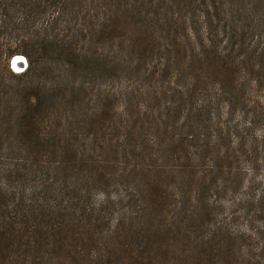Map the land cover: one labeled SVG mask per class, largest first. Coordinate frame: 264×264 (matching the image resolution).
Masks as SVG:
<instances>
[{
    "label": "trees",
    "instance_id": "16d2710c",
    "mask_svg": "<svg viewBox=\"0 0 264 264\" xmlns=\"http://www.w3.org/2000/svg\"><path fill=\"white\" fill-rule=\"evenodd\" d=\"M4 150L0 264H264V0H0Z\"/></svg>",
    "mask_w": 264,
    "mask_h": 264
},
{
    "label": "rangeland",
    "instance_id": "374dc122",
    "mask_svg": "<svg viewBox=\"0 0 264 264\" xmlns=\"http://www.w3.org/2000/svg\"><path fill=\"white\" fill-rule=\"evenodd\" d=\"M19 55H21V54H19ZM22 56H24V55H22ZM13 58H14V56L12 58H10V67H11V69L14 70L15 72H21V71L25 70V68L27 67L26 61L25 62H21V64H19V67L15 68V67H13V64L11 62V61H13L12 60ZM13 79H16V78H13ZM13 79H11V82L14 85H18L19 83L16 81L17 79L16 80H13ZM77 119H79V120L83 119V115H81V114L78 115ZM77 144H79V143H77ZM0 153L2 154L0 156V161L10 162V161H14L16 159L15 156H13V160H12V157H11V155H9L10 152L8 150H4V151H2ZM49 159L52 162L51 157H49ZM133 159H134V161L130 160L129 156L128 157H124L121 154L115 155L114 153H111L109 156H107V157H105L103 159V164L105 165V170L107 172H113L115 167L117 168L116 169L117 171H121V170H123L126 167L127 170L125 172V174H126L125 177L129 180L130 172L132 174L134 172V171H130L131 164H134V166L139 168V169L140 168L141 169H145L146 168L144 166H141V164L139 163L138 160L136 161L135 158H133ZM166 165H167V169H169L171 167L170 164H168V163H166ZM162 179H163V182L169 187H176L178 189L185 190L184 188L180 187L181 185H179L177 183V178L172 176V174H170V173L164 174ZM123 184H124V187H128V188H129V186L133 187V185H132L133 183H130V181H129V183L123 181ZM184 185H186V184H184ZM224 200H225L224 203L222 202L223 208L220 209V210H216V214L218 216H220L221 214L224 215L225 213H234L235 215L238 216L237 220L231 221L232 223L235 224V226H240V225L244 224L249 217H252L253 221L250 220V225H252L251 223H253L255 225V223H256V221H255V203L254 204L250 203V200L247 197H245L244 199H241L244 202H241L240 200L239 201L236 200L235 201L236 205H234V206L227 203V200H229V197H226ZM212 203H213V201H210V206L212 205ZM218 205H219V202L215 203V206H218ZM201 215H202V213H196V218L197 217H201ZM246 226H248V224H246L245 227ZM239 242L240 241H237L236 243L231 245L230 248H233V251L231 253V257L223 259V256L220 254V262H219V264H221V263L224 264V262H228L229 264H235V263H240L241 264V262H242L241 261V259H242V254L241 253L242 252H241V250L239 251L238 248H236L237 250L235 249V246L239 245ZM214 264H217V263H214Z\"/></svg>",
    "mask_w": 264,
    "mask_h": 264
},
{
    "label": "bare ground",
    "instance_id": "6f19581e",
    "mask_svg": "<svg viewBox=\"0 0 264 264\" xmlns=\"http://www.w3.org/2000/svg\"><path fill=\"white\" fill-rule=\"evenodd\" d=\"M21 62H25V58L19 54L15 55L12 61L13 67H19V64H21Z\"/></svg>",
    "mask_w": 264,
    "mask_h": 264
},
{
    "label": "water",
    "instance_id": "95a60500",
    "mask_svg": "<svg viewBox=\"0 0 264 264\" xmlns=\"http://www.w3.org/2000/svg\"><path fill=\"white\" fill-rule=\"evenodd\" d=\"M24 58H25V56H23ZM13 60V59H12ZM25 61H26V63H27V60H26V58H25ZM12 62V61H11Z\"/></svg>",
    "mask_w": 264,
    "mask_h": 264
}]
</instances>
